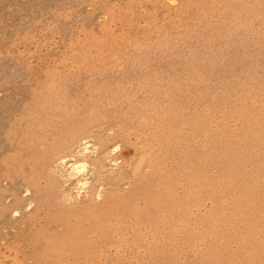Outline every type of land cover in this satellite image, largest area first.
Returning a JSON list of instances; mask_svg holds the SVG:
<instances>
[{
    "label": "rangeland",
    "instance_id": "1",
    "mask_svg": "<svg viewBox=\"0 0 264 264\" xmlns=\"http://www.w3.org/2000/svg\"><path fill=\"white\" fill-rule=\"evenodd\" d=\"M0 264H264V0H0Z\"/></svg>",
    "mask_w": 264,
    "mask_h": 264
},
{
    "label": "bare ground",
    "instance_id": "2",
    "mask_svg": "<svg viewBox=\"0 0 264 264\" xmlns=\"http://www.w3.org/2000/svg\"><path fill=\"white\" fill-rule=\"evenodd\" d=\"M84 147H85V149L88 147L87 146V143L84 141ZM64 164V163H63ZM62 164V165H63ZM65 165V164H64ZM86 166V164H84V163H82V162H79V161H77V160H75V161H72V162H70V170L71 171H78V170H81V169H83L84 167ZM70 171V172H71ZM82 185V184H81Z\"/></svg>",
    "mask_w": 264,
    "mask_h": 264
}]
</instances>
